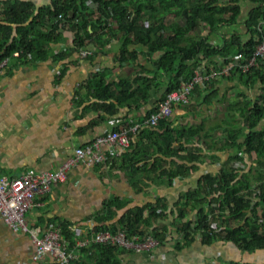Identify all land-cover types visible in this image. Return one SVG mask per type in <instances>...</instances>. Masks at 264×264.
I'll return each instance as SVG.
<instances>
[{
    "label": "trees",
    "instance_id": "obj_1",
    "mask_svg": "<svg viewBox=\"0 0 264 264\" xmlns=\"http://www.w3.org/2000/svg\"><path fill=\"white\" fill-rule=\"evenodd\" d=\"M241 2L255 6L243 23L249 33L247 41L233 33L221 44H214L203 35L201 25L216 31L237 24ZM65 32L74 35L69 47L73 52L86 49L89 43L93 55L105 54L106 46L119 38L116 60L120 64L136 61L140 54L151 57L153 69L140 63L141 69L132 77L112 81L106 68L96 71L85 84L95 104L110 116L131 102L147 103L157 90L163 92L136 132L147 142L132 139L133 149L124 154L123 163L131 164L135 191L140 192L149 183L173 186L177 180L198 176L196 186L180 195L171 213L165 212V201L160 198L131 208L114 221L128 201L107 200L102 211L94 213V230L154 235L164 243L169 228L175 226L180 248L199 238L203 245L224 241L240 251L264 250V58L246 71L235 65L228 73L204 81V88L202 84L194 88L198 101L217 106L220 79L241 85L235 86L232 100L227 95L222 97L220 103L225 106L217 123L209 124V117L201 118V122L195 118L185 125L173 114L157 127L144 125L160 111L167 95L180 91L197 70L206 76L212 67L223 71L229 62L245 63L252 57L264 40V0H50L41 7L29 1H0V62L12 57L22 64L44 60L53 44L66 38ZM136 45L146 48L141 50ZM67 50L55 53L56 60L64 61L72 55ZM250 91H256L255 97ZM123 124L129 129L133 126ZM110 155L106 162L114 164L119 158ZM208 157L212 165L219 160L218 167L206 165ZM170 216L172 220L168 221ZM73 224H59L72 248L89 234L80 235ZM121 250L117 245L91 241L77 249L73 264H120L116 255ZM228 264L264 261L238 259Z\"/></svg>",
    "mask_w": 264,
    "mask_h": 264
},
{
    "label": "crops",
    "instance_id": "obj_2",
    "mask_svg": "<svg viewBox=\"0 0 264 264\" xmlns=\"http://www.w3.org/2000/svg\"><path fill=\"white\" fill-rule=\"evenodd\" d=\"M21 1H29L35 7L50 2ZM254 7L250 2H241V14L237 24L224 26L216 31L201 25L203 35L208 36L214 44H221L226 36L233 33H238L247 41L249 33L243 23ZM171 17L172 15L168 16ZM64 35L66 38L54 43L50 56L44 60L22 64L12 57L7 67L0 72V176L19 177L28 169H34L36 172L57 171L60 165L75 155L77 148L91 145L96 137L116 130V120H120L122 124L124 121L133 126L138 125L158 105L162 97L163 92L157 90L145 104L138 100L136 103L131 102L129 107L120 108L117 115L104 113L85 88L93 74L109 68V80L132 77L141 69L140 63L152 68L150 56L140 54L138 60L120 64L116 60L119 38H115L106 46L105 54L83 56L69 48L73 43V33L65 32ZM136 46L141 50L146 48L142 45ZM62 48L68 49L67 52L71 51L72 55L64 61H57L54 55ZM87 48L93 47L88 43ZM220 80L217 106L205 105L204 102L198 101L197 94L193 93L190 105L174 107L173 117H181L180 121L185 125L195 122V118L201 122L203 118L210 117L209 124L219 121L225 106V103H220L222 97L227 95V98L232 100L237 91L235 86H241L236 81L231 84ZM250 92L255 97L256 91ZM137 134L131 135V142L137 139L141 140V143L147 142ZM133 147V142L132 146L127 148L105 144L101 147V153L106 156L103 160L105 163L101 161L89 165L79 162L74 165L65 182L51 187L49 192L38 197L37 206L28 210V225L43 229L49 222L61 224L70 221L75 223L72 225L74 230L77 228L80 235H86L89 224H94V213L102 211L105 202L113 198L128 201V205L117 212L114 221L127 210L157 202L160 198L165 201V212L171 213L180 195L190 186H196L198 176L184 181L177 180L173 186H154L149 183L140 192L135 191L129 171L131 164L123 163L124 154ZM204 150L206 151L205 148ZM110 154L119 158L114 164L106 162ZM224 158L226 157H223V160ZM206 160L209 162H206V165L210 168L215 165L218 167L219 160H215L217 163L213 165L210 164L209 157ZM140 175L142 180H145V175ZM171 220L170 216L168 221ZM161 221L157 220L158 223ZM180 240V234L173 226L169 228L165 242L152 251L121 250L116 258L120 264H228L229 261L238 259L246 262L264 261V250L241 252L233 243L224 241H217L210 246L203 245L199 238L180 248ZM33 251L34 246L28 233L14 232L0 217V264H61L48 253L35 260L32 258Z\"/></svg>",
    "mask_w": 264,
    "mask_h": 264
},
{
    "label": "built area",
    "instance_id": "obj_3",
    "mask_svg": "<svg viewBox=\"0 0 264 264\" xmlns=\"http://www.w3.org/2000/svg\"><path fill=\"white\" fill-rule=\"evenodd\" d=\"M18 54L17 51L14 52L15 56H18ZM80 54L83 56L91 55L93 50L89 48L82 49ZM260 58H264V40L257 45L252 57L245 63L229 62L223 71H218L212 67L206 76H203L201 70L199 72L197 70L195 77L190 82L183 84L180 91H174L167 95L165 101L161 104L160 111L154 114L150 120L145 121L144 125L157 127L162 119L173 116L174 107L190 105L193 90L197 85L202 84V88H204V81L215 78L220 73H228L235 65L246 71L252 66L258 65ZM8 62V58L0 62V72L7 67ZM115 123L118 126L116 130L104 136L96 137L91 145L77 148L75 155L60 165L57 171L36 172L34 169H28L26 173L19 177L0 176V217L14 232L28 233L34 246L33 259H39L48 253L61 264H73V260L77 257V249L91 241L117 245L124 250L134 252L151 251L160 246V239L154 235H142L140 233L130 235L124 230L116 232L111 230L95 231L94 224H89L88 236L83 240H78L72 248L63 236L59 224L49 222L43 229L28 225L26 219L28 210L36 207L38 197L49 192L51 187L65 182L70 169L74 165L79 162L92 165L95 162L103 161L106 156L101 153V147L105 144H113L123 148L129 147L131 145V135L142 128V125L138 124L129 129L120 120H116ZM75 230L80 232L77 228ZM38 232H41V234L39 235Z\"/></svg>",
    "mask_w": 264,
    "mask_h": 264
},
{
    "label": "rangeland",
    "instance_id": "obj_4",
    "mask_svg": "<svg viewBox=\"0 0 264 264\" xmlns=\"http://www.w3.org/2000/svg\"><path fill=\"white\" fill-rule=\"evenodd\" d=\"M224 81L227 82L226 80H224ZM214 123H217V121H214L213 124H214ZM235 252H236V250H235ZM241 252H245V251H241Z\"/></svg>",
    "mask_w": 264,
    "mask_h": 264
},
{
    "label": "clouds",
    "instance_id": "obj_5",
    "mask_svg": "<svg viewBox=\"0 0 264 264\" xmlns=\"http://www.w3.org/2000/svg\"><path fill=\"white\" fill-rule=\"evenodd\" d=\"M162 243H160V245H161ZM152 251V250H151Z\"/></svg>",
    "mask_w": 264,
    "mask_h": 264
}]
</instances>
